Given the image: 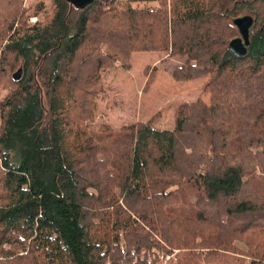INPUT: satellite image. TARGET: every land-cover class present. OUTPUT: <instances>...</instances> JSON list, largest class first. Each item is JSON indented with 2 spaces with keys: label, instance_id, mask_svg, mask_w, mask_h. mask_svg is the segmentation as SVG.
<instances>
[{
  "label": "trees",
  "instance_id": "trees-1",
  "mask_svg": "<svg viewBox=\"0 0 264 264\" xmlns=\"http://www.w3.org/2000/svg\"><path fill=\"white\" fill-rule=\"evenodd\" d=\"M131 1L51 0L30 24L25 0H0V264H156L153 249L264 264V0ZM242 13L254 26L235 57ZM141 52L185 59L171 78L206 77L209 102L178 105L172 130L152 117L98 144L101 73Z\"/></svg>",
  "mask_w": 264,
  "mask_h": 264
},
{
  "label": "rangeland",
  "instance_id": "rangeland-1",
  "mask_svg": "<svg viewBox=\"0 0 264 264\" xmlns=\"http://www.w3.org/2000/svg\"><path fill=\"white\" fill-rule=\"evenodd\" d=\"M39 2L43 3L44 10L36 13L35 5ZM24 3L28 17L37 15L42 20L52 11L51 0H25ZM131 3L139 8L159 7L157 0H139L131 1ZM243 14L248 13L238 16ZM184 61L185 59L182 58H169L168 54L164 52L133 53L130 70H124L119 64H116L113 69L102 72L103 92L95 101L94 121L87 124L88 129L95 133L96 142L102 145L108 144L120 136V128L124 122L126 125H130L135 121L145 122L152 117L155 128L172 130L174 127L173 112L178 105L198 99L208 103L209 95L202 91L206 77L189 82H175L171 78L172 70L182 65ZM154 67L156 68L155 79L144 92L148 75ZM5 95L6 92L0 90V100ZM108 122L115 124L114 127L107 124ZM101 125L110 127L112 131L109 132V135L97 133ZM107 231L110 235L109 228ZM99 233L103 234L101 228ZM235 247L246 251L245 246L241 243L235 242ZM150 253L151 259H158L156 264H175L176 258L181 252L173 250L171 255H165L153 249ZM246 261V264H249V261Z\"/></svg>",
  "mask_w": 264,
  "mask_h": 264
},
{
  "label": "water",
  "instance_id": "water-1",
  "mask_svg": "<svg viewBox=\"0 0 264 264\" xmlns=\"http://www.w3.org/2000/svg\"><path fill=\"white\" fill-rule=\"evenodd\" d=\"M76 9H84L90 6L94 0H65ZM246 1V0H243ZM239 36L230 41L228 45L229 52L235 57H244L249 46V36L254 26V19L251 15L243 14L232 20ZM20 72L14 74V79H18Z\"/></svg>",
  "mask_w": 264,
  "mask_h": 264
},
{
  "label": "built area",
  "instance_id": "built-area-1",
  "mask_svg": "<svg viewBox=\"0 0 264 264\" xmlns=\"http://www.w3.org/2000/svg\"><path fill=\"white\" fill-rule=\"evenodd\" d=\"M37 21H39V18L37 17V15H33V16L28 17V23H30V24H35V23H37Z\"/></svg>",
  "mask_w": 264,
  "mask_h": 264
},
{
  "label": "crops",
  "instance_id": "crops-1",
  "mask_svg": "<svg viewBox=\"0 0 264 264\" xmlns=\"http://www.w3.org/2000/svg\"><path fill=\"white\" fill-rule=\"evenodd\" d=\"M111 114H113V113H111ZM119 121V120H118ZM137 121H135V122H133V123H136ZM107 124H110L112 127H114V125L115 124H112V123H110V122H108ZM123 125H126V123L124 122V124ZM119 126V125H118Z\"/></svg>",
  "mask_w": 264,
  "mask_h": 264
}]
</instances>
